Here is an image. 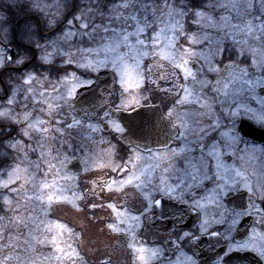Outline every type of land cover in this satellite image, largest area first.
Instances as JSON below:
<instances>
[{"label":"rangeland","instance_id":"rangeland-1","mask_svg":"<svg viewBox=\"0 0 264 264\" xmlns=\"http://www.w3.org/2000/svg\"><path fill=\"white\" fill-rule=\"evenodd\" d=\"M69 1L70 0H61L64 7L62 8L61 13L58 14L56 24L50 27V29H53L58 26V30L51 34L50 38L40 43L42 46L40 48V56L42 54L43 48L45 47L48 51H53V48L51 47L53 41H56L58 43V47L63 51H71L73 54L74 62L72 66L75 69H68L69 75L66 77L64 73H60V76L68 81L67 88L62 89L65 95H67V89H70L73 84L76 85L77 91L83 84L87 82L88 75H81V72L84 70H77L75 66L76 60L81 59V54L76 52L77 45L83 48L93 49L91 52H84V58L81 59V62L84 63L90 61L95 67L94 71L89 70L90 74H96L98 71L103 69L110 70L115 74L118 94L122 90V86L120 84V70L125 66H127L128 71L133 77H136L138 72H141L145 65L151 66L157 62L163 64L165 69L168 71H171L168 61L161 60L160 57H156L155 59H152L151 57H145L140 62V68L137 69L136 53L127 45L121 44L116 51H112L111 49H106L104 47L105 45L112 43V37L110 33L101 34L108 37L104 40H101L100 36L98 35L94 42L87 41L86 37L83 38L82 42V38L79 35L69 37L68 40H65L63 38V34L64 32L68 31L69 25L67 21H71L72 17L68 18L67 21L64 19L69 17V14L72 16L74 12H77L78 14V9H83L90 3V0H79L77 3V8L73 12L68 13ZM52 2L53 0H45V3L49 5L52 4ZM98 2L101 8H105L111 4L112 0H98ZM143 2L151 4L153 3V0H143ZM155 2L160 3V0H155ZM2 4L3 6L5 4H10L11 6L20 5L31 9V0H0V6ZM50 12H55V8L50 9V11L46 10L44 12H40V15H42L47 28H49L47 23L48 20L52 19ZM150 12L151 9H149V13ZM207 14L212 15L218 23H220L221 16L235 17V13L227 9H217L215 12ZM0 15L7 17V15L2 11L1 7ZM232 22L235 23V19H233ZM129 23L131 24V22ZM113 27L119 29L120 25L115 24ZM154 27H156V30L159 31V28L164 27V25L157 26L154 24ZM127 30L133 31L134 28L130 26ZM191 30L197 31L194 26ZM230 31L231 29L227 27H207L203 32L198 33L202 41L199 44L190 45L183 39L180 40V44L183 45L185 49H190L192 52L196 53L195 55L185 56V59L188 60L187 67L196 73V80L201 81L206 78L211 83L202 91L200 84L193 82L191 77H189L188 80L167 77L164 81H158L159 87L156 88L155 91L151 90V85H148L150 90L143 92V96L148 98L147 101L150 99L153 100L152 95L155 93L159 95L160 98L163 97V94H167L169 96L171 99V105L168 108L167 114L169 115L170 112L172 113L170 117L173 121V124L182 135H180L179 139H177L179 145L176 148L171 149L175 151V155H173L171 150L157 153L154 155V157L147 158L138 154V157L136 155L131 157V163L127 162L128 158L126 157L127 160L125 163L132 171H125L123 175H121L123 179L117 178L116 174L118 171L113 170V168L116 166H121L122 164V161H120L118 156L120 154V146H118L119 144L114 141L115 136L118 134L115 131V125H112L108 132H104L101 128L100 122L98 124L90 120H81L75 117V114H73L70 109V106L73 104L72 102L74 96L70 98L69 103L64 104V110L61 113V116H49L47 112H34V116L46 122L43 127L48 129L46 133L42 134V138L46 142L44 158L38 160L39 149H37V152L35 153L29 151L26 159L23 157V153H21L20 158L24 162L19 163L18 161L14 160V157L16 156L15 149H9L5 146L4 150L3 148L0 149V161H3L4 159L6 160L5 162H8V166L5 168H9L10 165H18L20 168V176L22 178L19 179L17 184L14 186H19L21 184L24 185L25 191L21 196V200L24 201L30 198L29 211H32L34 217L28 214L29 211L24 214L32 218L31 222L36 219L38 208H40L39 212L45 213L46 216L48 215L50 211V204L48 203L49 196L52 197L51 201L65 199L69 202H74L72 199H74L75 196L71 194V189H75V186H77L79 180L65 172L64 164L66 161H69L74 157V152L72 151L71 146L73 143L72 140L75 139H77V141L80 143V150L77 156L83 164V173L85 174L83 179L85 180L86 178H89V175L92 174L93 171L95 172L97 170H109L113 174L112 180L118 181L128 180L129 177H131L132 181H139L141 175H151L157 172V175H159L160 171L163 169L165 170V173L170 174H184L185 172L189 171L188 174L192 176V182H189V187L193 186L195 188H201L202 186H206L203 204H205L204 214L208 218V221H212L214 213H221L222 217L218 219L217 223L226 224V229L229 231L233 229L235 221L239 218V215H235L227 209L225 197L229 191H246L248 194L247 202H249V205L251 206V197L252 202H254L256 205V208L259 207V203L261 201L257 197L261 192H264V144H260V149L258 150H244L246 149L247 145H249V140L245 139L243 136L242 141L233 140L230 134L232 132L230 119L227 117L229 110L237 111V109H239L240 114L232 118L236 120L237 128L239 127V122L241 119L248 120L257 128H262L260 127L259 120L252 119L251 114L256 113L257 117L260 116L259 110L264 107V98L259 96V90L264 88V86L256 85L254 92H251L249 91V88L251 87L250 85L244 84L243 81L239 80L238 78L233 79V77L229 75V69L223 67V65H227L231 61L236 60L235 53L237 46L234 44L232 36L228 35ZM165 35L171 37L172 33L167 28L165 29V33L161 35L160 41L158 42L157 51L167 44ZM121 38L122 37H118L117 39ZM129 44L134 45L135 38L130 37ZM219 47H223L225 49L222 59L224 60V58H228V61L221 65L222 71L219 75H217L216 73L208 72L207 67L216 64V58H214L212 54ZM121 57L123 58L122 61L120 59ZM60 58L61 57L59 55L54 56V59L57 62H59ZM191 62H196L200 67L203 65V70H194V68L190 66ZM57 66L62 67V65L59 63H57ZM240 66L244 67L245 65L241 64ZM153 71L155 72V69H153ZM72 72H75L76 77L79 78V82L73 79L71 75ZM28 73H32L34 76L38 77L40 80V85L37 86V90L44 91L47 95V103L53 104V108H55L56 93L52 91L51 87L48 85V81L55 83L57 76L54 73L51 74V72H37L35 70H32ZM21 75L18 74L17 78H19ZM177 75L178 77H183V72H178ZM233 75L237 76L238 74L234 73ZM14 76L16 75L14 74ZM45 77H47V80H45ZM150 79H156L155 75L150 77ZM217 81H220V83L217 84ZM174 84L184 85L192 91V95L189 96L188 99L184 101V103L180 102L184 97L183 91H181L179 88H175ZM213 86L219 88L221 91L219 93L211 91ZM57 87L60 88L61 85L58 84ZM161 89H167L168 91L159 92ZM138 91L140 90L135 88L129 89V92L133 94H136ZM75 93H73V95H75ZM225 93L227 94L225 95ZM18 99L22 101L23 95L19 96ZM37 99L42 98L37 97ZM197 100H199L200 103H197ZM144 102V100H141V104ZM205 102L211 104L213 113L220 117L219 125L215 128H208V117L202 115V113L208 111L207 108L201 107V103ZM139 105H133L132 107ZM246 109L250 110V112L246 113ZM7 124L8 126L16 125L9 122H7ZM69 124L72 126L69 127ZM17 126H20L18 127V130L23 127V125ZM200 128L208 129L207 133H201L199 131ZM32 135L33 140L30 141L28 137L20 135L19 131H17V136L14 138L20 140L26 146L30 144L35 146V138L37 134L32 133ZM65 136L67 137L62 140V138ZM210 137L212 139L216 137L217 140L215 139V144H211L207 147L204 143ZM70 138L73 139L71 140ZM8 141L9 139L5 140L3 145H6ZM62 145L67 146L68 155L66 156H62V153L60 152ZM54 149H58V151H55ZM226 156L233 158L231 164H229L224 159ZM176 159H180V168L177 172H175L177 168L174 164ZM30 161L39 162V170L34 167V164L30 166ZM49 162L52 165L51 167ZM168 163L170 164L169 166L167 165ZM218 163L221 165L219 169H217ZM184 164H186V166H184ZM167 166L169 168H167ZM25 169H27V171H25ZM237 173H239V175H237ZM137 177L139 179H137ZM3 179H7V177L0 176V180ZM244 180H246V183L242 184ZM87 182L91 184L90 180H87ZM34 184L36 185L35 191H33ZM43 184H48L49 187L45 188L43 187ZM136 184L140 183L137 182ZM109 188L121 189L120 186H117V183L111 184V187ZM37 194L43 195V199H36L35 197ZM41 208H44L45 211L41 210ZM7 212L9 215H16V213L9 212L8 209ZM42 222L46 225L51 224L53 226V233L47 232V236L49 238L52 234H55V232L63 231L64 234L62 238L65 237V234H67L68 244H70L72 238L69 236L67 231L69 228L66 227L64 230L55 229V225L57 223H62L54 222V220H42ZM29 232V228H25V233H23L24 235L19 236L18 238V247L20 252L24 255H30L29 248L28 251L25 252V249L27 248V244L25 242L28 241L31 243L33 240V236L29 235ZM13 236H16V232L13 233ZM261 244L262 243L258 242L259 246H261Z\"/></svg>","mask_w":264,"mask_h":264},{"label":"snow or ice","instance_id":"snow-or-ice-1","mask_svg":"<svg viewBox=\"0 0 264 264\" xmlns=\"http://www.w3.org/2000/svg\"><path fill=\"white\" fill-rule=\"evenodd\" d=\"M64 7L61 0H53L52 4L45 3V0H31V9L35 11L44 12L46 10L55 8V12H50L52 19L48 20V26L52 27L56 24L58 19V14L61 13ZM149 9L151 12L149 13ZM217 9H227L235 13V17L221 16L220 23H218L212 15L207 13L215 12ZM127 13V14H125ZM207 14V15H206ZM151 16V19H150ZM235 19V23L232 20ZM206 21V22H203ZM131 22V24L129 23ZM190 22V23H189ZM8 23L7 17L0 15V68H7L8 66H16L17 69H23L27 66L29 62L28 55L25 54H8V46L3 43L7 39L6 25ZM69 25L68 31L64 32L63 38L68 40L69 37H74L79 35L82 38L86 37L87 41L94 42L96 37L99 35L101 40L107 39L108 37L101 35L110 33L112 37V43L105 45L106 49H111L116 51L121 44L127 45L130 49L134 50L136 53V67L140 68V62L145 57H151L155 59L160 57L161 60L168 61L171 71L165 69L164 65L157 62L151 66L145 65L141 72H138L136 77L128 71L127 66L120 70V84L122 90L119 95L112 101L115 105L117 111H125L133 105L141 104V100L146 101L147 97L143 96V92L150 90L148 85H151V90L155 91L159 87L158 81H164L167 77L182 78L188 80L191 77L193 82L199 83L201 86V91L207 88L211 83L206 78L201 81L196 80V73L193 72L189 67H187L188 60L185 56L195 55L190 49H185L183 45L180 44V40L188 42L190 45H195L201 43V38L198 33L203 32L207 27H227L231 29L228 35L233 38L236 48V60L231 61L227 65H223V53L225 49L219 47L212 55L216 58V64L207 67V71L211 73L220 74L222 71L221 65L224 68L229 69V75L233 79H239L243 81L244 84L250 85L249 91L254 92L256 85L264 86V0H203L201 5L197 7L193 0H160V3L148 4L144 3L143 0H112L111 4L105 8L99 6L98 0H90L87 7L83 9H78L77 12L72 14V20L67 21ZM119 24L120 28L117 29L113 25ZM154 24L164 25L160 27L159 31L156 30ZM187 25V27H186ZM133 27V31H128V27ZM195 27L197 31H192V27ZM168 29L172 35L168 37L165 35L167 44L157 51L158 42L160 41L161 35L165 33V29ZM24 35L31 38L32 29L31 25L25 26ZM122 37L121 39H117ZM135 38V44H129V38ZM143 37V38H141ZM239 37V38H238ZM34 43L37 48L42 46L36 42ZM114 45V46H113ZM51 47L53 51H48L47 48H43L42 54L40 56L41 65H48V70L57 76L55 83L48 81V85L51 87L52 91L56 93L55 108L53 104L47 103V95L44 91H38L37 86L40 85V80L38 77L34 76L32 73H22V75L17 78L9 76L7 81L0 80V122L7 121L11 124L23 125L19 129V134L28 137L31 141L33 140L32 133L37 134L35 138V146L24 145L20 140L10 137L6 145L0 142V146H5L9 149L16 150V156L14 160L19 163L24 161L20 158V154L23 153V157L26 159L28 152H37L39 149L38 160L44 158V149L46 147V142L42 138V134L48 131L47 128L43 127L46 123L44 120L39 119L34 116V112L44 113L47 112L49 116H61L64 110V104L69 103L70 98L73 97V93L76 91V85L73 84L70 89H67V95H65L62 89L67 88L68 81L60 76V73H64L65 77L69 75L68 68L73 65L74 57L71 51H63L58 47L56 41L52 42ZM92 48H83L79 45L76 46V52L81 54V59H83L84 52H91ZM55 55H59L61 58L59 62L54 59ZM242 58V59H241ZM81 59L76 60L75 66L77 70L83 69L81 75H88L90 77L89 70L94 71L95 67L92 63L81 62ZM121 61L123 58H120ZM57 63L62 65V67H57ZM245 65L241 67L240 65ZM115 66V62H114ZM203 65L201 70H203ZM155 69V72L153 71ZM251 69V71H250ZM183 72V77H178V72ZM238 74L234 76L233 74ZM73 79L79 82V78L76 77L75 72L71 73ZM155 75L156 79H150ZM98 77V76H97ZM47 80V77H45ZM94 83L91 78H89V83L83 84L84 88L90 87ZM220 81H217L219 84ZM61 85L60 88L57 85ZM27 86V87H25ZM175 88H179L184 93L183 99L180 101L184 103L189 96L192 95V91L185 87L184 85H175ZM135 88L138 91L136 94L129 92V89ZM167 92V89H161ZM211 91L219 93L221 90L215 86L211 88ZM227 93H225L226 95ZM23 95V100H19L18 97ZM179 95V94H178ZM41 97L42 99H37ZM119 101V103H117ZM80 101H77L79 103ZM200 103L199 100L196 101ZM46 105V106H45ZM202 108H207L208 111L202 113V115L208 117L209 125L208 128H215L219 125L220 117L216 116L212 111V105L207 102L201 103ZM20 109V110H18ZM73 110L75 108L73 107ZM86 112V110H84ZM250 110L246 109V113ZM260 116L257 117L256 113H252V119L259 120L260 127L264 128V107L260 110ZM239 109L237 111L229 110L228 119L231 123V135L233 140L242 141L243 129L237 128L236 120L233 117L238 116ZM115 115V113H111ZM172 113H169L171 116ZM62 118V117H61ZM59 122V121H56ZM69 127L72 125L69 124ZM107 126V125H106ZM152 127H155L154 125ZM115 131L121 134V139L117 140L120 144L121 150H125V155H120L119 159L125 160L128 158L127 162L131 163V157L138 153L136 150L140 148L141 137L137 136V132L126 128L124 125L115 124ZM138 131H143L142 129ZM201 133H207L208 129L200 128ZM178 135H182L177 133ZM136 136L137 138H133ZM126 142V143H125ZM146 147V145H145ZM58 151V149H54ZM173 155L175 151L171 150ZM183 151V150H182ZM163 159V158H161ZM39 170V162H29V165ZM50 167L52 166L49 162ZM2 165V161H0ZM221 165L217 164V169ZM114 171H124V166H116L113 168ZM27 171V169H25ZM131 172V169L127 170ZM239 175V173H237ZM0 176L7 177V179L0 180V201L3 202L4 206L8 207L9 212L16 213V215H7L6 217H0V264H38V261L31 255H24L20 252L18 247V238L23 233L22 228H29L32 218L26 216L24 213L30 210V198L28 200H21V196L25 191L24 185L14 186L17 181L21 179L20 168L17 166L10 165L9 168L0 167ZM137 179H139L137 177ZM211 179V177H210ZM34 180V177H33ZM27 182V181H26ZM131 177L126 181L113 180L112 183H118L121 186L124 183H131ZM93 183H100L99 181H94ZM107 185V182H104ZM43 187H49L48 184H43ZM36 185H33V191H35ZM137 188L143 191V184H137ZM95 193H84L81 195L80 199L87 200L92 209L97 207L103 208L104 205L98 204L93 201V196ZM11 197V198H10ZM36 199H43V195L37 194ZM262 204H264V192H261L257 197ZM51 201L52 197H48ZM147 197L140 198V204L142 207L139 209L143 211V208H147L148 204L145 203ZM251 207L256 208L252 198L250 197ZM108 208L113 211L116 210L115 205L108 204ZM259 212V209H256ZM251 215V212H247ZM121 213H117V220L113 223L108 224V228L112 231L119 232L123 235H128L124 229L120 228V224H124L125 220ZM264 220V216L261 217ZM91 223V220H89ZM206 225V222H205ZM202 225V227H205ZM37 227H39L37 225ZM55 229L64 230L66 225L57 223ZM13 230H16V236L12 235ZM45 230L48 233H53V226L48 224L45 226ZM69 236L75 240L78 245H84L86 236H81L80 233L73 232L72 229H67ZM63 231L55 232L50 238L45 236L43 240H37L39 244H50L56 250L59 255L55 256L57 261L63 262L65 259L69 261V264H86L84 257L81 256L80 252L76 251L71 244H66V247H61V238L63 236ZM215 234V233H214ZM31 235V232L29 233ZM185 237L188 240L194 238V234L185 233ZM36 239L35 237H33ZM179 239V237H178ZM135 235L131 236L130 241L126 242L128 247L134 248L135 252L140 253L139 260L147 264L145 255L146 251L151 252L152 256H157L159 253L158 249H145L144 247H135ZM28 248H31L32 252L36 249L29 244L28 241L25 242ZM88 243H93L88 241ZM96 243H99L98 241ZM95 246V244L93 245ZM244 247V245H242ZM25 249V252L28 251ZM264 254V253H262ZM50 258V257H46ZM100 264H113L111 258L107 260H101Z\"/></svg>","mask_w":264,"mask_h":264},{"label":"flooded vegetation","instance_id":"flooded-vegetation-1","mask_svg":"<svg viewBox=\"0 0 264 264\" xmlns=\"http://www.w3.org/2000/svg\"><path fill=\"white\" fill-rule=\"evenodd\" d=\"M73 10H75V6ZM71 17L69 14V17L64 20L67 21ZM7 20V39L3 43L8 46V54L11 52L15 54L26 53L29 57V62L22 70L17 69L16 66L1 68L0 80H3L1 78H4L6 70H11L21 75L42 66L40 48H37L30 40H24V37H26L24 35L26 25H31V37H33L35 26L32 22L34 20L38 21L39 39L34 40L31 38V41H36L39 44L50 38L51 34L59 28L58 26L53 29L47 28L44 20H41L39 16L38 18L30 15H24L23 17L13 16L7 18ZM70 67L74 68L73 66ZM99 72L90 74V77L87 76L85 84L89 83V78L95 82ZM110 74L112 79H109L107 84L93 89L98 97V105H87L84 108L86 112L83 110L81 115L73 113L75 95L83 87L81 86L73 95V104L70 106L71 112L75 114V117L98 124L100 122L104 132H108L110 127L115 124L123 126L119 119H113L116 118V115H111L116 110L112 101L119 94L116 76L112 71ZM93 85L94 83L91 86ZM159 92H162V90H159ZM160 99L161 101L158 103L167 114L171 99L167 94H163ZM147 104H154V101L150 99L146 101ZM141 105H145V102ZM136 107H131L127 110H132ZM18 127L20 126H8V124L0 122V142L4 143L10 137L14 138L17 136ZM242 136L249 140V144L251 142L259 145L264 144L263 139L251 138L244 132H242ZM66 137H63L62 140ZM179 137L180 135L171 144H147L144 148H138L136 152L146 158L154 157L157 153L167 152L176 148L179 145L177 140ZM70 139L72 140L73 138ZM118 139H121L120 133L115 136L114 141L117 142ZM215 139L216 137L213 139L210 137L205 141V146L208 147L211 144H215L217 140ZM72 142L71 148L74 152V157L66 161L64 170L68 175L79 180L75 189H71V194L75 196L72 199L74 202H69L65 199L49 201L50 211L48 215L46 216L45 213L39 212L40 208H38L36 219L30 222L29 230L36 239L33 238L29 244L36 251L32 252L31 248L29 250L30 255L38 261V264H69L66 259L63 262L55 259V256L59 255V253L56 252L52 245L47 243L39 244L37 242V240H43L47 236L46 224L42 220L60 222L74 232L80 233L81 236H86L87 239L84 245H78L73 238L70 241L72 247L84 257L86 264H100L101 260L109 258L112 259L113 264H144L143 261L139 260V255L141 254L135 252L134 248L127 246L126 242L130 241L132 235H135L136 238L135 247L159 250L157 256H152L151 252L148 251L143 253L147 264H264V254H262L264 253V220L261 219L264 216V204L260 202L259 207L252 208L247 202L248 194L246 191H229L225 197L227 209L231 213L239 215L233 229L229 231L226 229V224L217 223L218 219L222 217L221 213H214L212 221H208L204 214L205 204H203L206 186L201 188L189 187V182H192V176L188 174L189 171L184 174H170L165 173L163 169L159 175H157L158 172L151 175H141L139 181L124 183L122 186L117 183V186H120L121 189H111L109 187L113 184V174L109 170L93 171L88 179H83L85 175L83 173L84 167L77 156L80 150V143L77 139L72 140ZM60 149L62 156L68 155L67 146L62 145ZM119 153L118 156L125 155V150H121V146ZM224 159L229 164L233 160L230 156H226ZM126 160L127 158L125 160L120 159L122 161L121 166H124V171L117 172L116 177L119 179H123L121 175L129 169V166L125 163ZM74 161H79L81 165V168L79 165L81 169L79 174L76 173L78 167L72 164ZM179 161L180 159L175 160L174 164L177 168L175 172L180 168ZM167 165L169 166L170 164L168 163ZM168 166L167 168H169ZM87 180H90L91 184ZM94 181H99L100 183H93ZM105 181L107 185H105ZM137 182L143 184V191L137 188ZM84 193H95L93 201L104 205V207L92 209L86 199H80ZM229 195H233V197L229 198ZM235 196L237 198H234ZM142 197H147L144 202L148 204V207L140 211L139 209L142 207L140 198ZM108 204L115 205L116 210L113 211L108 208ZM7 209L8 207L4 206L3 202L0 201V217L9 215ZM256 209L260 211L257 212ZM41 210L45 211L44 208H41ZM247 212H251V215L247 214ZM117 213H121V218L125 220V223L120 224L119 227L128 232V235H123L108 228V224L117 220ZM28 214L34 217L32 211H29ZM89 220H91V223H89ZM202 225H205V227H202ZM15 232L13 230L12 235ZM21 232L25 233V228H22ZM185 233L194 234V238L188 240L184 235ZM88 241L93 243H88ZM97 241L99 243H96ZM65 242L68 244L67 234L62 238L60 246L66 247ZM258 242L262 243L261 246L258 245ZM94 244L95 246H93ZM26 247L28 248V245ZM46 257L50 258L46 259Z\"/></svg>","mask_w":264,"mask_h":264},{"label":"water","instance_id":"water-1","mask_svg":"<svg viewBox=\"0 0 264 264\" xmlns=\"http://www.w3.org/2000/svg\"><path fill=\"white\" fill-rule=\"evenodd\" d=\"M14 54V52H11V55ZM190 64L194 70L201 71V67L196 62H191ZM109 79L111 80L110 72L104 70L99 73L93 86L79 89L74 104L75 110H73V112L77 115H81L87 105H98V97L93 89L107 84ZM259 95L264 98V88L260 89ZM77 101L80 102L77 103ZM113 113L116 115V118L113 119H119L126 128L137 132V136L141 137V141H139L141 145L140 148H144L147 144H171L178 135V130L174 127L173 123H171V118L163 113V109L159 104L143 105L129 111L115 110ZM153 125L155 127H152ZM241 127L244 134H248L251 138L264 140V130L257 129L250 122L242 120L240 122V128ZM140 129L143 131H138ZM133 138L135 139L137 137L134 136ZM72 164L78 167L76 173H81L79 161H74ZM228 197H233V195H229ZM234 198L237 197L235 196Z\"/></svg>","mask_w":264,"mask_h":264},{"label":"trees","instance_id":"trees-1","mask_svg":"<svg viewBox=\"0 0 264 264\" xmlns=\"http://www.w3.org/2000/svg\"><path fill=\"white\" fill-rule=\"evenodd\" d=\"M78 1L79 0H75V2H74V0H70L69 1V3H68V6H69V10H68V12H72V10H73V7L75 6L76 8H77V3H78ZM72 2H74L75 3V5L72 3ZM193 2H194V4L197 6V7H199L200 5H201V3L203 2V0H193ZM1 7V9H2V11L7 15V17H13V16H19V17H23L24 15H30V16H36V17H42V15H40V12L39 11H35V10H31V9H29V8H27V7H25V6H11L10 4H5L4 6H3V4L0 6ZM42 20V19H41ZM33 24H34V32H35V34L33 35V37H31V38H33L34 40L35 39H37L38 37H39V33H38V30H39V28L37 27V25H39L38 24V21H36V20H34L33 22H32ZM30 38V39H31ZM28 37H24V40H30ZM225 60V62L226 61H228L227 59H224ZM35 71H37V72H41V71H48V65H44V66H41V67H37V68H35ZM9 76H13V77H15L14 76V73L12 72V71H5V74H4V78H1V79H3V81H7L8 80V78H9ZM152 99H153V101L154 102H156V103H158V102H160L161 101V99H160V97H159V95H157L156 93L154 94V95H152ZM3 123L4 124H7V122L6 121H3ZM3 148V150H4V146H0V149H2ZM6 160H4V162H3V164H2V167L3 168H5V167H7L8 165H7V163L8 162H5Z\"/></svg>","mask_w":264,"mask_h":264},{"label":"bare ground","instance_id":"bare-ground-1","mask_svg":"<svg viewBox=\"0 0 264 264\" xmlns=\"http://www.w3.org/2000/svg\"><path fill=\"white\" fill-rule=\"evenodd\" d=\"M226 131H228V130H226ZM230 134H231V133H230ZM231 136H232V135H231ZM258 149H260V145L251 142L249 145H247L246 149H244V150H248V151L251 150V151H253V150H258ZM245 183H246V180H244V181L242 182V184H245Z\"/></svg>","mask_w":264,"mask_h":264}]
</instances>
